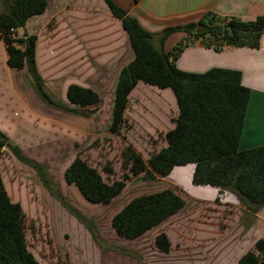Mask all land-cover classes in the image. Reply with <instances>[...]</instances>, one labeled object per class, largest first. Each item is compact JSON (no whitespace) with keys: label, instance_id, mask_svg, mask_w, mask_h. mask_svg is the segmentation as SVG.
Wrapping results in <instances>:
<instances>
[{"label":"trees","instance_id":"1","mask_svg":"<svg viewBox=\"0 0 264 264\" xmlns=\"http://www.w3.org/2000/svg\"><path fill=\"white\" fill-rule=\"evenodd\" d=\"M104 2L110 13L120 20L132 52L131 59L115 79L108 131L115 134L120 131L130 93L138 82L169 88L177 110L171 119L172 128L165 133L166 145L147 160L132 147L124 148L122 168L125 172L120 179L106 180L96 168L76 155L64 169L65 182L74 184L87 202L108 204L122 192L130 177L140 174L167 177L176 166L193 164L191 182L215 187L214 203L228 191L246 211L257 213L264 206V145L249 149L238 146L250 92L241 81V71L212 67L204 72H188L179 69L175 61L192 40H199L215 51L227 46L258 48L264 31V15L243 20L206 13L197 23L165 28L160 34L161 40L177 29L188 35L165 52L161 40L156 44L154 34L143 29L125 9L113 0ZM46 7L47 0H0V39L7 65L17 71L25 69L37 92L54 106L88 115L92 112L88 107L99 103V95L92 88L69 84L65 95L73 106L50 100L35 64L36 35L15 36L18 28L32 16L42 14ZM198 24L204 29L196 33ZM19 42L23 48L18 47ZM4 147L9 148L17 160L32 167L49 187L51 181L42 164L24 155L0 131V159ZM106 171L112 173L110 168ZM185 204V199L171 188L144 193L133 197L112 216L111 227L121 238L136 239L182 211ZM87 227L94 231L93 225ZM154 243L158 251L170 250L171 242L163 232L155 235ZM0 264H40L27 248L21 206L10 199L1 174ZM236 264H264V237L257 239Z\"/></svg>","mask_w":264,"mask_h":264},{"label":"rangeland","instance_id":"2","mask_svg":"<svg viewBox=\"0 0 264 264\" xmlns=\"http://www.w3.org/2000/svg\"><path fill=\"white\" fill-rule=\"evenodd\" d=\"M124 53L123 63L129 59L127 50ZM66 54L65 48L63 56ZM96 67L93 64L88 77L89 87L99 95V103L91 107L93 113L86 132L66 124L72 118L69 113L59 112V116H54L44 109L43 106L48 107L51 102L42 95L43 102H38L39 96H31L28 101L26 80L28 108L17 102L5 67L0 68L2 82L10 90L6 97L3 92L4 100L0 101V129L4 131L5 126H10L8 111L11 108L21 111L19 119H22L25 142L22 141L33 148L23 153L41 163L51 181L48 189L32 167L17 160L9 148H3L0 174L10 199L23 211L28 250L40 264H236L257 239L264 237V206L256 214H249L228 191L214 203L216 188L194 185L192 172L187 171L190 164L176 167V172L169 177L146 174L130 177L122 192L108 204L87 202L74 184L65 182L64 169L76 155L84 158L106 180L120 179L125 172L122 168L124 148L132 147L147 160L166 145L165 133L172 127L171 119L176 114V103L169 88L138 85L140 87L130 93L120 131L109 132L115 71L109 74L101 69L103 66ZM50 72L46 79H51ZM72 72H60L63 77L54 83V86L59 84L55 95L51 92L53 84L44 87L50 100L67 104L66 85L73 79L69 78ZM15 74L16 79L31 80L25 69L12 71L14 79ZM7 97L11 103L7 102ZM41 112L44 114H38ZM12 131V128L8 131L10 136ZM14 131L20 133L19 128ZM107 168L112 170L111 174ZM163 188H171L185 199L183 210L139 238L117 236L111 227L112 216L133 197ZM87 225H93L94 231ZM159 232L165 233L171 242L166 253L155 246L154 237Z\"/></svg>","mask_w":264,"mask_h":264},{"label":"crops","instance_id":"3","mask_svg":"<svg viewBox=\"0 0 264 264\" xmlns=\"http://www.w3.org/2000/svg\"><path fill=\"white\" fill-rule=\"evenodd\" d=\"M113 1L125 9L129 16L135 18L143 29L154 34V42L156 44L160 42V34L165 28H177L190 23H197L206 13H213L223 18L235 16L243 20L264 15V0ZM47 22L49 24L45 26ZM25 33L28 35H36L35 64L44 81V87H47L48 83L53 84L51 86L53 95L56 94V91L59 92L56 89V86H59V84L56 83L54 86V83L63 77L60 74L62 70L73 71L69 75V78L73 79L68 81L66 87L69 84L89 87L91 83L89 82L88 74L91 73L93 64L97 66V69H100L98 68L99 65L103 66L101 69L107 71L109 74L110 71H115V84L117 73L128 63H123L124 50L128 52V61L132 57L128 38L122 28L121 22L110 13L104 0H47L46 10L42 14L29 18L23 27L16 30L15 36L22 38ZM187 36L186 32L177 29L162 39L160 45L163 51L167 52ZM17 45L19 48H23L22 43L19 42ZM65 48L67 49V54L63 56V50ZM175 64L179 69L188 72H204L212 67L230 68L241 71V81L243 85L249 88L250 92L238 146L240 149H249L264 145V31L262 32L258 48L227 46L220 51H215L211 47L204 46L199 40H192L182 49ZM1 67H5L9 76L7 78L9 87L13 90V95L16 97L17 102L23 103V106L28 108L27 98L25 96V90L28 87L26 86L25 80L29 86L27 92L28 101H30L31 96H34V98L39 96L37 97L39 99H37L38 102H43L41 95L35 90L31 80L25 78L21 80L19 78L16 79V74L15 79L14 76L12 77V71L15 70L7 65L6 53L0 39ZM49 71L52 73L50 76L51 79H46ZM142 83L138 82L132 91L136 87H140L138 85H145ZM30 87H32L34 93L30 92ZM144 87L142 86L141 88ZM8 90L9 88L5 87L0 77V101L4 100L3 92L5 93V97L8 96ZM151 91L153 90L151 89ZM7 99L8 102L9 98L7 97ZM58 102L61 101L58 100ZM66 103L63 104L73 106L67 99ZM48 107L43 106L44 109L52 112V115L59 116V112L69 113L72 118L70 123L66 124H71L74 130L79 129L86 132L89 129L90 122L88 119L92 116V113L81 115L80 113L61 109L51 103ZM7 108L10 107L7 106ZM90 110L91 107H88V111ZM19 112L21 111L11 108L8 111L11 124L9 123V127H4L6 130L2 131L0 129V131L3 132L12 144L17 145L23 152L25 150H32L33 148L32 145L23 144L22 140L24 139L22 138V133L24 129L21 124L22 119H19ZM38 114L44 113L41 112ZM11 128L13 129L12 136H10L11 133H8ZM17 128L20 129L19 134H15L14 130H17ZM56 129L59 130V127H56ZM53 148L55 147H51L52 150ZM176 167L172 173L177 169ZM189 167L187 171L191 173L194 166L190 164ZM208 194L209 196L211 195V193ZM214 195L211 197L212 199ZM216 196L217 190L214 199ZM248 213L251 214L250 212Z\"/></svg>","mask_w":264,"mask_h":264},{"label":"water","instance_id":"4","mask_svg":"<svg viewBox=\"0 0 264 264\" xmlns=\"http://www.w3.org/2000/svg\"><path fill=\"white\" fill-rule=\"evenodd\" d=\"M204 29V26L202 24H198L197 28L195 29V32L198 33Z\"/></svg>","mask_w":264,"mask_h":264}]
</instances>
